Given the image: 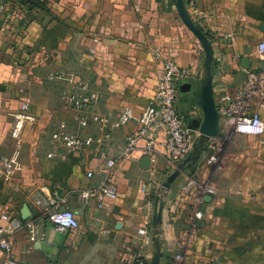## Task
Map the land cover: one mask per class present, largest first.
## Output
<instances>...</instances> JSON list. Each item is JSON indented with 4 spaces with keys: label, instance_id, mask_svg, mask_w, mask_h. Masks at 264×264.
<instances>
[{
    "label": "crops",
    "instance_id": "0c3cea01",
    "mask_svg": "<svg viewBox=\"0 0 264 264\" xmlns=\"http://www.w3.org/2000/svg\"><path fill=\"white\" fill-rule=\"evenodd\" d=\"M0 1L11 6L10 26L0 31V214L34 223L43 235L34 243L31 230L20 229L2 260L151 264L157 257L158 264H264V126L254 135L235 133L219 112L225 95H239L249 71L264 68L258 46L264 42V0H182L213 50L219 120L208 137L201 133L200 104L206 50L185 23L179 0ZM166 57L196 71L179 83L176 107L187 116L197 151L186 163H174L161 134L152 155L140 140L125 157L126 138L140 128L137 119L156 96ZM52 70L90 81L100 98L89 114L116 119L123 107L133 110L134 118L114 129L107 143L117 196L105 197L101 206L89 191L104 182L106 159L90 150L69 153L51 138L54 122L75 119L60 98L65 82L48 78ZM26 101L38 119L18 144L11 134L14 114ZM255 110L264 120V98L251 101ZM219 145L227 150L215 166L208 158ZM53 193L67 196L78 229L58 231L37 205ZM161 206L162 232L155 235L152 221ZM143 227L146 234L139 232Z\"/></svg>",
    "mask_w": 264,
    "mask_h": 264
},
{
    "label": "built area",
    "instance_id": "2783aa9c",
    "mask_svg": "<svg viewBox=\"0 0 264 264\" xmlns=\"http://www.w3.org/2000/svg\"><path fill=\"white\" fill-rule=\"evenodd\" d=\"M10 21L11 6L7 2L0 1V29L7 30ZM258 46L264 58V42H260ZM195 73L194 67H182L171 57L164 59L163 72L158 81L156 96L148 104L144 113L138 117L140 128L127 136L123 156H128L140 140L146 142L145 154L152 155L156 140L163 134V144L169 160L174 163H182L190 157L193 142L188 119L186 115L178 111L176 101L179 83L193 77ZM48 78L65 82L60 91V98L75 113L73 120L65 118L53 123L55 128L51 132L52 140L69 153L90 150L95 155L106 159L104 182L89 191V195L97 198L99 206H101V201L105 197L116 198L117 196V189L109 172L114 166L115 160L107 158V143L112 139L114 129L125 125L134 118L133 110L128 106L123 107L116 119H111L109 115L101 112L89 114V111L97 105L100 94L91 87L88 79L63 70L50 71ZM256 97L264 98V68L249 71L236 99L228 95L222 98L223 104L219 108V112L226 116L235 133L254 135L263 128L264 120L259 111H250V103ZM14 119L11 134L17 138L23 125L36 119L30 110L28 101L21 105L14 114ZM91 125L94 126V132L87 131ZM222 149V146L219 145L208 158V162L217 163L218 155ZM49 156L52 157L53 154L51 153ZM92 173L89 171L88 175L90 176ZM189 183L192 184L193 181L191 180ZM206 190L208 193H214V189L211 187H206ZM36 202L42 207L58 231L67 232L79 228V220L74 210L69 206L66 195L53 193L37 199ZM146 223L148 224V222ZM24 227L31 230V239L34 243L42 238L43 235H38V229L34 223L18 222L7 213L0 214V264H19L13 260L2 259L5 251L13 243V236ZM139 232L146 234L147 228L143 227Z\"/></svg>",
    "mask_w": 264,
    "mask_h": 264
},
{
    "label": "water",
    "instance_id": "95a60500",
    "mask_svg": "<svg viewBox=\"0 0 264 264\" xmlns=\"http://www.w3.org/2000/svg\"><path fill=\"white\" fill-rule=\"evenodd\" d=\"M182 14L184 16L185 23L187 26L201 39L204 48L206 50V77L203 79V99L200 100V104L203 105L204 111H205V120L204 123L201 126V133L203 136H213L216 132V127L218 125L219 120V112L217 105L214 100L213 96V75H212V62H213V50L212 47L206 37V35L203 33V31L189 18L185 11V7L182 0H179ZM194 152L197 151V148L193 147ZM193 150L188 159H186L182 163H186L190 158L193 156ZM150 157L146 156L142 160V164L144 166H149L150 164ZM181 166V165H180ZM181 168V167H179ZM206 200L211 199V196L208 195L205 197ZM162 210L163 206H161L156 212L154 213L152 226H153V233L155 235L162 232L161 229V220H162ZM25 209L23 210V212ZM157 243V248L160 249L159 239L155 238ZM157 257L152 261L151 264H158Z\"/></svg>",
    "mask_w": 264,
    "mask_h": 264
},
{
    "label": "rangeland",
    "instance_id": "374dc122",
    "mask_svg": "<svg viewBox=\"0 0 264 264\" xmlns=\"http://www.w3.org/2000/svg\"><path fill=\"white\" fill-rule=\"evenodd\" d=\"M34 114V113H33ZM35 115V114H34ZM35 117H36V115H35ZM37 117H36V119L34 120V121H28V122H26L24 125H23V127H22V130H21V132L19 133V135H18V137L16 138V137H13L15 140H17L18 141V144L20 143V142H22V133L24 132V129H25V127L27 126V125H29V124H34L36 121H37ZM14 122H15V119H14ZM222 151L219 153V155H218V162L217 163H215V164H213V165H215V166H219L221 163H222V161H223V158H224V155H225V153H226V148L227 147H225V146H222ZM214 153V151L210 154V156L212 155Z\"/></svg>",
    "mask_w": 264,
    "mask_h": 264
},
{
    "label": "trees",
    "instance_id": "16d2710c",
    "mask_svg": "<svg viewBox=\"0 0 264 264\" xmlns=\"http://www.w3.org/2000/svg\"><path fill=\"white\" fill-rule=\"evenodd\" d=\"M0 31H3V29H0ZM5 31V30H4Z\"/></svg>",
    "mask_w": 264,
    "mask_h": 264
}]
</instances>
